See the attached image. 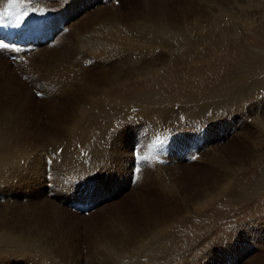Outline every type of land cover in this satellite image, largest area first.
Segmentation results:
<instances>
[{
    "label": "rangeland",
    "instance_id": "rangeland-1",
    "mask_svg": "<svg viewBox=\"0 0 264 264\" xmlns=\"http://www.w3.org/2000/svg\"><path fill=\"white\" fill-rule=\"evenodd\" d=\"M97 2L99 6H91V10L104 5L110 6L112 11L120 10L124 16V27H118L124 28V38L130 46L126 51L128 56L124 61V70L127 76L133 72L132 77L128 76L123 83L109 88V95L104 96L108 105H124L126 110L129 108L136 113H127L128 119L123 126L126 127L124 130L137 128L135 136L118 135L106 141L105 150L113 155L109 159V166L115 168L114 171L125 174V183L122 184L121 181V185L118 179L109 176L104 189L95 188V183L104 173L100 174L103 161L94 159L96 162L93 160V166L87 171L89 173L80 172L73 174V178L65 177L68 187H58L61 181L54 179L53 174L60 177L58 169L66 168L69 159L65 158V151L54 152L50 146L56 126L62 134L66 135L68 132L67 137L72 132L63 120L66 117L64 112L67 102L50 91L54 86L44 77L41 55H38L40 59L33 55L30 59L23 58L24 61L17 58L18 53L1 52L0 108L2 111L7 110L5 118L9 121L10 130L13 132L18 129L16 130L20 132L22 139L19 143L27 142L32 135L37 134L40 136L39 140H42V149L47 145L45 151L48 156L50 153L56 155L49 169L47 170L46 164L43 169L42 177L50 174L51 181L44 177L41 180L32 178L29 185L22 184L20 188L15 187L18 185L16 180L10 181L7 186L0 183V230L8 234L23 230L22 221H15L18 217L16 214L19 215L22 207L31 204L30 199L54 200L58 203L62 202L59 200H65L63 207L72 215L87 213L75 212L67 204L78 199H88L92 205L89 206V212H103V218H108L116 202L138 194L137 181L144 179L143 172L151 174L148 168L151 169L152 166L154 171L161 170L166 181L170 183L169 198L173 202H183L182 198L188 197L190 191L188 184L181 178L186 176L185 172L190 168L193 174L195 171L220 176L219 185L224 187L208 190L202 198L198 197L201 192H194L191 187L194 193L191 200H198L199 204L192 207L189 215L166 225L154 220V249L160 253L162 251L163 255L170 253L163 264H181L179 254L184 251L189 255L196 253L197 251L192 252L191 249L201 242L203 264H248L253 260L264 264V219L258 218L264 217V0ZM29 3L27 6H31ZM110 16L116 14L110 13ZM17 59L20 61L17 62ZM23 65H26L25 68H22ZM21 68L25 73H20ZM134 72L143 73L140 77H133ZM98 103L103 105L102 101ZM138 108L142 110L138 112ZM24 134H28L30 138ZM194 136L204 140L201 150L185 148ZM153 141H165L169 152H157ZM134 146H138L141 157L137 161L132 153ZM178 146L182 149L176 150ZM232 149L243 152V163L239 160L240 156L236 157L232 153ZM156 157H166L168 164H156ZM116 159L122 160L121 163ZM134 167L136 174L132 172ZM154 182H144L138 202H147L146 198L152 194L154 199L163 197L162 187ZM49 183L52 185L51 190L47 189ZM207 185L213 188L212 184ZM90 187H93L92 192L96 196H82L79 193V190L84 193ZM3 195L8 201L2 198ZM80 205L87 204L80 202ZM71 218L76 222L72 230L76 231L82 225H79L75 216ZM253 224L256 225L255 228H248ZM143 237L146 242L142 245L151 242L146 235ZM249 244L253 248L251 251ZM131 255L137 256L135 253ZM82 261L78 264H82ZM155 261L154 264H157Z\"/></svg>",
    "mask_w": 264,
    "mask_h": 264
},
{
    "label": "bare ground",
    "instance_id": "bare-ground-1",
    "mask_svg": "<svg viewBox=\"0 0 264 264\" xmlns=\"http://www.w3.org/2000/svg\"><path fill=\"white\" fill-rule=\"evenodd\" d=\"M97 1L60 0L57 3L55 0H38V2L36 0H0V21L9 18L11 22L17 23L20 10H22L21 17L24 19L26 14L31 12L33 8L39 9L41 6L45 9L47 18L43 26L30 29L37 31L33 34L34 41L32 45H29L24 51L21 46H15L11 49H4L0 53L4 51H9V54L10 52L18 53V59H30L33 55H36V57L41 55L40 58L44 62L42 67L45 69V75H43L54 86L51 87L50 91L60 95L67 102L64 112L66 117L63 120L68 130L71 129L72 132H69L70 136L67 137L68 132L64 135L65 133L62 134V131L56 126L57 128H54L55 133L53 135L51 133L53 136L52 140L56 144L52 141L50 146L54 149V152L56 150L65 151V155H67L65 158L69 159H65V162L66 160L68 161L66 164L69 163L66 168L58 169V173H61L60 177H56L53 174L54 179L61 181V185L58 187L63 189L68 187H66L65 177L73 178L71 176L75 173L87 172L93 166L94 159L103 161H101L103 168L100 174L104 173L98 178L95 188L98 187V190L104 189L109 181V176L118 179L119 184H121V181L122 184L125 183V174L122 171H114L115 168L109 166V159L113 155H109V152L105 150L106 141L108 142L110 138L118 135L123 137L135 136L136 134L134 133L137 132V128L132 129L131 127L124 130L126 127H123L126 124V119H128L127 113L130 114L132 112L133 115H136V113L129 110V108L126 110L124 105H108L107 98L104 97L109 95V88L123 83L128 76L131 78L133 74V72L130 74L128 72L127 76L124 70V61L128 56L126 51L130 48L126 38H124V28L120 29L118 27L119 25L124 27V16L120 10L112 11L109 9L110 6L105 5L91 10V6H99ZM28 2H30L31 6H27ZM15 4L17 5L16 10L12 8ZM110 13H114L116 16L111 17ZM36 60L38 61V59ZM30 64L33 66L32 63ZM25 66L23 65L22 68H25ZM28 66H30L29 63ZM9 68L8 70L10 71ZM22 68L19 70L20 73L23 71ZM142 73L134 72L133 77H140L139 75ZM47 90L49 91L48 88ZM98 101H102L103 105H100ZM1 109L0 183L7 186L10 181L16 180L19 186L16 184L17 186L15 187L20 188L22 184L29 185V180L32 178L41 180L44 177L42 175L46 158L49 157V154L45 151L47 145L44 144L46 147L42 149V140H39L40 136L38 137L37 134L35 136L32 135L33 137L31 138L28 134H24L30 140L19 143L22 140L20 132L18 133L17 128L13 132L10 130L9 121L5 118L7 110L5 111L4 109L3 111L5 112H3ZM141 110L140 108L137 109L138 112ZM25 111L27 112V110ZM51 116L54 117V115ZM142 116L145 117L144 115ZM162 116L161 118L164 119ZM37 123L40 124L39 121ZM55 124L58 125L57 123ZM14 127L16 126L14 125ZM35 128L38 129L37 126ZM62 129L66 128L62 127ZM29 133L32 134L31 132ZM234 149H232V153L236 157L240 156L239 160L243 163L241 159L244 156L243 152H237ZM88 156L90 160H88ZM121 161L119 160V163ZM149 168L148 170L151 174L143 172L145 173L144 179L139 178L137 185L133 183L136 185V189H139L138 194L130 195L129 198L127 197L120 201L117 200L119 202L113 205L115 207L108 218H103V212H89V205H80L81 208H88L89 213L87 212V215L78 213L72 215L69 213L70 211L66 212L63 207L65 200H59L62 202L58 203L54 200L30 199L29 201H32L31 204L24 208L22 207L19 215L16 214L18 217H16L15 221H22L21 223L24 224L23 230L11 232L10 234L0 230V264H37V262L39 264H63L65 262L67 264L70 262L78 264L82 260V264H154L155 260L157 264H163L167 261L170 253L163 255L162 251L160 253L159 250L154 249V220L166 225L173 220L183 219L189 215L192 207L194 208L196 204L197 206L199 204L198 200H191L194 194L191 191V187L194 192L200 191L201 193L198 194V197L202 198V195L208 190L223 189L224 186L222 184L219 185L220 176L200 172L195 173V171L193 174V170L191 171L189 168L185 172L186 176L183 175V179L180 178L188 184L190 195L182 198L183 202H173L169 198L170 183L166 181L161 170L154 171L153 166L151 169ZM44 178L47 177L45 176ZM144 182L158 183L164 192L163 197L154 199V194H152L146 198L147 202H138ZM207 183L209 185L212 184L211 187L213 188H210ZM151 186L153 187L154 184ZM92 191L93 187H90L85 189L84 193L86 196L92 194L96 196V193ZM5 192L8 194V191ZM79 193L82 194L83 192L79 190ZM2 198L6 199L4 195ZM5 201H8V198ZM71 216H75L80 223L79 225H82H78L80 229L77 227L76 231L72 230L76 222L72 221ZM85 220H90L91 222L87 223ZM143 235L149 237L148 240L151 241L147 245H142L146 242ZM201 246L202 242L196 244L191 251L197 252L192 255L186 254V251L181 252L179 256L177 255L181 260V264H203L204 253L201 251ZM132 253L137 256L131 255ZM129 256H132V258ZM248 264L261 263L253 260Z\"/></svg>",
    "mask_w": 264,
    "mask_h": 264
},
{
    "label": "snow or ice",
    "instance_id": "snow-or-ice-1",
    "mask_svg": "<svg viewBox=\"0 0 264 264\" xmlns=\"http://www.w3.org/2000/svg\"><path fill=\"white\" fill-rule=\"evenodd\" d=\"M36 2H38V0H36ZM32 11L41 17L46 15L45 9L43 8H39V9L33 8ZM14 47L15 46L12 43L6 42L2 38H0V49H11ZM37 95H39V93H37ZM193 159H195V157H193ZM37 264H39V262H37Z\"/></svg>",
    "mask_w": 264,
    "mask_h": 264
},
{
    "label": "crops",
    "instance_id": "crops-1",
    "mask_svg": "<svg viewBox=\"0 0 264 264\" xmlns=\"http://www.w3.org/2000/svg\"><path fill=\"white\" fill-rule=\"evenodd\" d=\"M263 215H264V214H263ZM258 218H260V220L264 219V217H258Z\"/></svg>",
    "mask_w": 264,
    "mask_h": 264
}]
</instances>
